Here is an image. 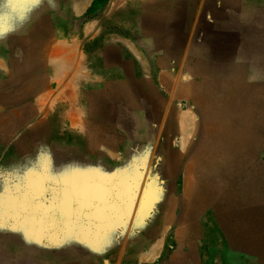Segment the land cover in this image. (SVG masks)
Returning a JSON list of instances; mask_svg holds the SVG:
<instances>
[{
  "label": "rangeland",
  "instance_id": "obj_1",
  "mask_svg": "<svg viewBox=\"0 0 264 264\" xmlns=\"http://www.w3.org/2000/svg\"><path fill=\"white\" fill-rule=\"evenodd\" d=\"M109 1L0 0V264H133L145 238L155 264H264V0H232L236 33L208 83L183 74L173 118L141 87L99 147L78 128L99 40L81 29Z\"/></svg>",
  "mask_w": 264,
  "mask_h": 264
},
{
  "label": "crops",
  "instance_id": "obj_2",
  "mask_svg": "<svg viewBox=\"0 0 264 264\" xmlns=\"http://www.w3.org/2000/svg\"><path fill=\"white\" fill-rule=\"evenodd\" d=\"M236 7L232 0H110L101 19L88 22L81 29L86 44L99 38L86 48V106L82 108L84 121L78 128L84 132L87 145L114 144L109 141L107 135L111 131L105 126L121 125L119 119H125L127 114L124 103L128 95L139 94L141 98L147 90L157 95V87H162L166 92L162 117L173 118L172 111H166L168 105L175 96L189 97L190 93L191 82L183 81V74L191 81L204 79L203 84L212 79L219 60L215 55L221 53L222 43H231L229 35L236 33L227 29L237 19ZM59 63H55V68L61 67L58 70H66L67 74L68 63ZM77 66L71 67L70 75L62 77L69 80L67 87L61 85L60 92L65 89L67 93L59 97L61 101L71 102L70 91L82 71ZM74 114L72 111L67 115L74 120ZM73 122L70 121L72 128ZM137 245L138 261L133 264H155L159 256L158 249H154L157 243L145 238ZM113 261L111 264H120Z\"/></svg>",
  "mask_w": 264,
  "mask_h": 264
},
{
  "label": "bare ground",
  "instance_id": "obj_3",
  "mask_svg": "<svg viewBox=\"0 0 264 264\" xmlns=\"http://www.w3.org/2000/svg\"><path fill=\"white\" fill-rule=\"evenodd\" d=\"M183 1H184V0H183ZM177 2H178V1H177ZM179 2H180V1H179ZM210 2H211V1H210ZM208 4H209V3H208ZM237 5H238V4H237ZM248 7H249V6H248ZM239 8H240V7H239ZM253 9H254V8H253ZM184 12H185V11H184ZM183 16H184V14H183ZM250 16H251V15H250ZM216 17H218V16H216ZM181 18H182V17H181ZM203 18H204V16H203ZM184 19H185V18H184ZM181 21H182V20H181ZM203 23H204V22H203ZM182 24H183V23H182ZM206 25H207V24H206ZM204 26H205V25H204ZM183 27H184V26H183ZM212 30H213V29H212ZM176 33H177V32H176ZM229 33H230V32H229ZM178 35H179V34H178ZM182 35H183V34H182ZM179 36H180V35H179ZM176 38H177V37H176ZM151 40H152V39H151ZM153 42H154V41H153ZM153 42H152V43H153ZM178 45H179V44H178ZM213 47H214V46H213ZM105 48H106V47H105ZM213 49H214V48H213ZM224 49H225V48H224ZM217 50H219V49H217ZM223 53H224V52H223ZM225 53H226V52H225ZM59 62H60V61H59ZM58 64L60 65V63H58ZM77 67H78V66H77ZM247 71H248V70H247ZM187 72H188V71H187ZM62 73H63V71H62ZM74 73H75V72H74ZM246 73H247V72H246ZM187 74H188V73H187ZM55 76H56V75H55ZM181 77H182V76H181ZM186 77H187V76H186ZM68 78H70V76H69ZM183 78H184V77H183ZM184 79H185V78H184ZM217 79H219V78H217ZM68 80H69V79H68ZM68 80H67V81H68ZM180 80H181V79H180ZM185 80H186V79H185ZM183 81H184V80H183ZM64 83H67V82H64ZM171 83H172V82H171ZM57 84H58V83H57ZM71 84H72V83H71ZM71 84L69 83L68 85H71ZM65 85H66V84H65ZM196 86H197V85H196ZM66 87H67V85H66ZM169 87H170V86H169ZM70 88H71V87H68L69 90H70ZM180 88H181V87H180ZM61 89H62V87H61ZM169 90H170V89H169ZM67 91H68V90H67ZM61 92H62V91H61ZM68 92H69V91H68ZM183 92H184V91H183ZM185 92H186V90H185ZM63 93H64V92H63ZM65 93H66V91H65ZM65 93H64V94L59 93V94H61L62 96H64ZM70 93H71V91H70ZM70 93H69V94H70ZM165 93H166V92H165ZM66 94H67V93H66ZM176 94H178V93H176ZM182 94H183V93H182ZM190 94H191V93H190ZM190 94H189V95H190ZM217 94H218V93H217ZM62 96H61V97H62ZM69 96H71V95H69ZM172 96H173V94H172ZM212 99H213V98H212ZM189 100H190V99H189ZM161 101H162V100H161ZM163 101H164V100H163ZM213 104H214V103H213ZM161 106H162V105H161ZM195 106H196V104H195ZM157 107H158V106H157ZM210 108H211V107H210ZM167 109H168V108H167ZM199 109H200V108H199ZM155 110H156V109H155ZM191 110H192V109H191ZM207 111H208V110H207ZM187 113H189V112H187ZM207 113H208V112H207ZM166 114H167V113H166ZM208 115H209V114H208ZM207 117H208V116H207ZM185 120H186V119H183V120L181 121L183 125H184L183 122H184ZM220 121H221V120H220ZM179 122H180V121H179ZM181 122H180V123H181ZM183 125H182V126H183ZM219 125H220V124H219ZM219 127H220V126H219ZM180 128H181V127H180ZM209 139H210V138H209ZM210 141H211V140H210ZM212 145H213V144H212ZM214 147H215V146H214ZM212 148H213V147H212ZM217 150H218V149H217ZM225 151H226V150H225ZM118 153H119V152H118ZM213 153H214V152H213ZM208 156H209V154H208ZM226 156H227V155H226ZM209 157H210V156H209ZM208 164H209V163H208ZM208 164H207V165H208ZM200 166H201V165H200ZM188 167H189V166H188ZM208 167H209V166H208ZM201 171H202V170H201ZM183 172H184V171H183ZM170 179H171V178H170ZM189 180H190V179H189ZM189 191H190V190H189ZM185 195H186V194H185ZM193 195H194V194H193ZM193 195H192V196H193ZM198 200H199V199H198ZM203 200H204V199H203ZM159 205H160V204H159ZM130 216H131V215H130ZM154 228H155V227H154ZM119 229H120V228H119ZM155 235H156V234H155ZM161 235H162V234H161ZM136 244H137V242H136ZM133 245H134V244H133ZM133 247H134V246H133ZM135 247H136V246H135Z\"/></svg>",
  "mask_w": 264,
  "mask_h": 264
}]
</instances>
